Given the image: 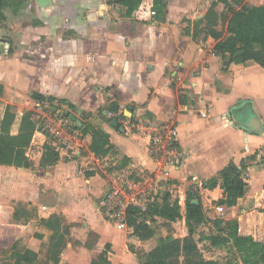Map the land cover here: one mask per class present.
Wrapping results in <instances>:
<instances>
[{
    "label": "crops",
    "instance_id": "obj_1",
    "mask_svg": "<svg viewBox=\"0 0 264 264\" xmlns=\"http://www.w3.org/2000/svg\"><path fill=\"white\" fill-rule=\"evenodd\" d=\"M200 2L166 0L164 15L154 18L135 12L125 17L110 0H27L17 14L3 10L0 119L7 108L18 116L33 113L36 130L28 149L35 145L39 157L30 168L0 165V249L30 250L33 264H54L48 253L59 232L64 247L58 264H91L105 244L110 264L139 263L127 245L132 229L118 228L99 208L110 182L100 164L111 162L90 151L83 125L108 133L117 157L124 155L127 168H136L142 189L155 164L146 140L122 130L126 121L167 122L176 129L187 159L169 168L167 188L192 178L196 185L207 182L229 162L238 164L264 146V69L251 61L226 62L212 52V39L205 48L192 27L186 31L184 18L192 22L205 13L195 12ZM109 103L118 106L116 113L103 110ZM38 115L77 132L59 150L51 135L58 153L52 165L39 164L50 138L40 131ZM103 117H118L121 129ZM257 125L260 131L252 132L249 127ZM19 202L34 208L25 222L14 215ZM56 218L59 226L40 223Z\"/></svg>",
    "mask_w": 264,
    "mask_h": 264
},
{
    "label": "trees",
    "instance_id": "obj_2",
    "mask_svg": "<svg viewBox=\"0 0 264 264\" xmlns=\"http://www.w3.org/2000/svg\"><path fill=\"white\" fill-rule=\"evenodd\" d=\"M27 0H0V25L5 21V8L12 14H17ZM121 10V15L129 17L136 13L142 17L149 11L162 16L166 10V0H110ZM222 5L223 11L219 13L217 6ZM205 9L203 17L197 21L193 36H201V44L207 48L210 44L208 38L213 40L212 52L222 59L230 57L234 64L254 62L264 69V4L249 5L244 0H201L200 5ZM222 29H218V26ZM45 102L42 98H36ZM104 111L116 113L118 106L109 103ZM123 119L126 117L120 116ZM106 124L115 120V129L120 130L121 124L118 117H103ZM74 129H79L73 125ZM81 131L91 135L90 151L98 158L109 157L111 166L115 170H124L126 180H139L136 168H127L129 159L124 155L119 157V152L109 142V135L101 126L91 124L83 125ZM36 130V121L33 113L16 115L7 108L0 119V165L16 168H30L32 166L27 150L30 146L33 134ZM47 137L49 135L45 133ZM254 154L240 160L238 164L229 162L213 178L200 185L194 182L186 188L185 200V224L187 235L182 239H166L138 257L139 264H215L202 258L197 244L193 238L195 229L208 221H211L204 212V205H217L233 207L237 201L244 197L248 188V180L245 170L247 162L254 159ZM264 159V158H263ZM58 160V153L52 146L51 139L43 145V153L40 165H52ZM264 161V160H263ZM222 189V197H218V191ZM197 200V203H193ZM261 211H264L261 210ZM16 217V214H14ZM181 217V208L177 199L171 200L169 192H165L160 202L152 201L145 209L129 206L126 210V223L132 229L129 239L132 243L150 240L156 229V218H162L167 222H174ZM40 223L47 227L60 224L58 218L41 219ZM223 228L220 233L204 236L212 247L229 246L239 254L241 264H264V239L255 240L250 235L240 234L238 223L234 220H215L214 225ZM56 227V226H55ZM64 247V236L59 232L53 235L49 260L54 264L59 263V254ZM133 252V246L128 245ZM110 246L100 250L96 260L91 264H110L108 252ZM12 263L3 264H33L36 259L34 252L25 250L18 252L12 250Z\"/></svg>",
    "mask_w": 264,
    "mask_h": 264
},
{
    "label": "rangeland",
    "instance_id": "obj_3",
    "mask_svg": "<svg viewBox=\"0 0 264 264\" xmlns=\"http://www.w3.org/2000/svg\"><path fill=\"white\" fill-rule=\"evenodd\" d=\"M264 0H244L246 4L249 5H256L262 3ZM219 6V7H218ZM218 12L221 13L223 11V6L218 5ZM205 9H202L200 6L195 8V12L197 13H204ZM150 18H154L155 15H151V11L146 14ZM189 15V14H188ZM185 23H187V30H190V27H196L197 21L200 19L194 18L191 22V19L187 17L184 18ZM218 29H222L219 25ZM200 36V35H197ZM209 39V38H208ZM261 98L264 101V93L261 95ZM264 103V102H263ZM246 108H248L246 106ZM248 116L252 118V114L247 113ZM37 118V116H36ZM38 126L41 129V125L43 124L42 117L38 115ZM252 132L258 133L260 131L261 126L257 125L254 126V130L249 127ZM41 131V130H40ZM47 134L51 139V133L47 130ZM38 139L34 140L37 142ZM38 146V145H36ZM237 145L231 146L228 150L236 149ZM35 145L31 148V151L28 149V157L31 161L32 166L38 163L39 154H37V150H35ZM254 154V153H253ZM264 146L261 147L259 150H256L254 159L252 161H248V167L245 170L248 188L247 192L244 197L240 198L236 205L231 207L223 206V209L220 211L217 209V205H204V212L206 216L211 220L204 224L199 225L194 232L193 238L197 244L199 252L202 258L206 261H213L215 264H241L239 254L234 251L229 246H221V247H212L209 245V242L204 240V236L212 235L220 233L219 231L223 228V224L221 226L214 225L215 220H236L238 223V231L240 234L250 235L255 240L261 241L264 239ZM107 169L108 176L107 180L110 182L108 183V187L105 192H107L111 186L113 181H120L124 179L127 175L126 171L115 170L110 164L106 161L100 164ZM147 178V177H146ZM197 181V179H196ZM146 183L143 184V189L140 185L139 189L134 191V195L138 197H142L144 199L145 205L150 204L152 201L160 202L164 196L165 192H169L171 195V200L177 199L181 208V217L178 218L174 222H167L162 218H156V229L153 237L150 240L140 242L137 244L132 243L129 239H127V245L133 246V258H135L138 262V257H140L143 253L147 250L153 248L156 243L166 240V239H178L182 240L187 235V228L185 224V216H184V209H185V200H186V186L189 182H193L192 179L190 181H186L185 183L179 184L175 183L174 186L168 187L165 186L162 188H158L154 190L155 181L148 179L145 181ZM169 183V181H168ZM199 185V182H198ZM157 188V186L155 187ZM157 190V191H156ZM10 190L8 187L3 189L4 194L8 193ZM222 195V190L218 191V197ZM8 202H6L7 204ZM15 203L13 204V206ZM34 208L28 206L25 202L24 203H16L15 205V214L16 219L25 222L27 221L28 217L33 216ZM54 220V219H52ZM131 229V228H130ZM129 229H127L128 231ZM129 232V231H128ZM8 249H0V264L9 263L13 261L11 258L10 247ZM12 252V251H11ZM139 264V263H138ZM180 264H184L182 259Z\"/></svg>",
    "mask_w": 264,
    "mask_h": 264
},
{
    "label": "built area",
    "instance_id": "obj_4",
    "mask_svg": "<svg viewBox=\"0 0 264 264\" xmlns=\"http://www.w3.org/2000/svg\"><path fill=\"white\" fill-rule=\"evenodd\" d=\"M151 15H155V13L151 11ZM44 104L46 103L41 102L39 105ZM126 128L146 140L148 156L155 164L154 171L147 178L154 180L158 188L164 187L169 179V168H178L187 159V151L179 144L176 129L167 122L146 119L136 122L126 121L122 130ZM47 130L56 141V150L67 146L73 136L77 135L76 130H70L66 126L54 127L52 122L43 121L41 131L47 133ZM105 171L108 170L105 169ZM192 180L196 182V178H192ZM112 183L111 188L100 198L98 205L108 220L112 221L118 228H126L127 208L135 206L145 209L148 205H145L142 197L137 198L134 195V191L140 188L138 180L129 181L124 178Z\"/></svg>",
    "mask_w": 264,
    "mask_h": 264
},
{
    "label": "water",
    "instance_id": "obj_5",
    "mask_svg": "<svg viewBox=\"0 0 264 264\" xmlns=\"http://www.w3.org/2000/svg\"><path fill=\"white\" fill-rule=\"evenodd\" d=\"M225 60H226V62H230V57L226 56ZM103 114L106 115L107 113L104 112ZM64 116H68V115L65 113ZM70 118H72V117L70 116ZM110 125L115 127L116 126L115 120H112ZM193 203H197V200H193Z\"/></svg>",
    "mask_w": 264,
    "mask_h": 264
}]
</instances>
